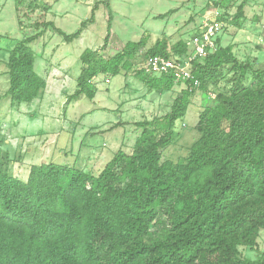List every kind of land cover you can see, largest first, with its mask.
I'll return each instance as SVG.
<instances>
[{"label": "trees", "instance_id": "1", "mask_svg": "<svg viewBox=\"0 0 264 264\" xmlns=\"http://www.w3.org/2000/svg\"><path fill=\"white\" fill-rule=\"evenodd\" d=\"M237 1L213 5L223 11L222 22L241 30L247 1L232 16ZM93 20L74 35L59 34L71 43ZM36 38L9 53L6 97L16 106L32 104L47 88L35 69ZM217 42L216 52L194 61L193 74L205 93L226 76L231 87L201 111L200 138L177 164L165 160L164 151L179 138L177 123L191 104L194 93L185 89L164 118L136 123L142 132L132 153L118 151L97 176L51 162L32 165L23 181L2 171L0 147V264H264V253L252 260L240 250H258L264 231V65L241 62L232 45ZM145 44V38L129 42L110 59L84 51L72 98L93 100L94 80L130 70ZM188 52L185 41L169 52L162 40L145 58ZM135 76L160 92L180 84L142 70Z\"/></svg>", "mask_w": 264, "mask_h": 264}, {"label": "rangeland", "instance_id": "2", "mask_svg": "<svg viewBox=\"0 0 264 264\" xmlns=\"http://www.w3.org/2000/svg\"><path fill=\"white\" fill-rule=\"evenodd\" d=\"M215 0H0V147L4 151L2 171L27 181L30 167L43 163L70 165L97 176L114 155L130 154L142 129L136 123L160 120L169 114L175 99L185 89L176 85L169 92L149 89L135 76L145 55L157 41L167 40L168 51L179 41L199 32L204 16ZM247 1V22L238 30L225 24L220 46L232 45L241 62L264 65V0H238L230 15ZM167 15L166 18H160ZM88 23L79 39L65 42L59 31L74 35ZM111 36L108 35L109 21ZM40 35V36H37ZM238 37L235 42V38ZM255 35V38H247ZM36 36L31 46L36 55V72L47 88L32 104L16 106L6 92L10 78L7 63L14 46ZM146 44L132 61L130 70L117 76L100 75L94 80L97 95L72 98L81 73L80 57L87 49L101 51L110 59L127 43ZM229 76L205 93L194 92L191 104L176 131L179 138L164 151V159L177 164L200 138L196 130L201 111L218 92L230 89ZM118 125V127L116 126ZM245 258L264 253V231L258 250L241 248Z\"/></svg>", "mask_w": 264, "mask_h": 264}, {"label": "built area", "instance_id": "3", "mask_svg": "<svg viewBox=\"0 0 264 264\" xmlns=\"http://www.w3.org/2000/svg\"><path fill=\"white\" fill-rule=\"evenodd\" d=\"M222 16L223 11L212 5V9L204 16L199 32L185 41L188 54L172 57L148 56L141 70L151 77L169 75L176 83L185 85V90L191 93L199 90L201 83L193 74V64L217 51V41L225 26L220 20Z\"/></svg>", "mask_w": 264, "mask_h": 264}, {"label": "crops", "instance_id": "4", "mask_svg": "<svg viewBox=\"0 0 264 264\" xmlns=\"http://www.w3.org/2000/svg\"><path fill=\"white\" fill-rule=\"evenodd\" d=\"M247 7L249 8V6L246 5V8H245V17H246L245 25H246V23H248V22H247V21H248V20H247V17H248V16H247V13H246V11H247ZM245 25H244V27H245ZM244 27H243V28H244ZM192 36H193V35H192ZM240 36H242V35H238L237 38H235V42H236V40L238 39V37H240ZM247 38H251V39H253V38H255V35H248ZM183 41H184V40H183ZM231 44H232V46H233V44H235V43L233 42V43H231ZM228 46H229V45H228ZM233 47H234V46H233ZM234 50H235V47H234V49H233V52H234Z\"/></svg>", "mask_w": 264, "mask_h": 264}]
</instances>
